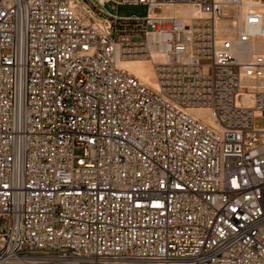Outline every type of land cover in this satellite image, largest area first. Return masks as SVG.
<instances>
[{"label": "built area", "instance_id": "built-area-1", "mask_svg": "<svg viewBox=\"0 0 264 264\" xmlns=\"http://www.w3.org/2000/svg\"><path fill=\"white\" fill-rule=\"evenodd\" d=\"M260 39L264 0H0V264H264Z\"/></svg>", "mask_w": 264, "mask_h": 264}, {"label": "bare ground", "instance_id": "bare-ground-1", "mask_svg": "<svg viewBox=\"0 0 264 264\" xmlns=\"http://www.w3.org/2000/svg\"><path fill=\"white\" fill-rule=\"evenodd\" d=\"M175 14H181L184 17H189L192 15V11L189 7H181L175 9ZM264 44V40H258L254 45L252 50L256 53L264 56V47L260 48ZM251 51V49L249 50ZM120 67L127 70L137 78H139L148 87L157 89V81L151 64L148 61H128L121 62ZM190 113L197 119L202 120L209 124H214L210 118V113L205 109L192 110Z\"/></svg>", "mask_w": 264, "mask_h": 264}, {"label": "rangeland", "instance_id": "rangeland-1", "mask_svg": "<svg viewBox=\"0 0 264 264\" xmlns=\"http://www.w3.org/2000/svg\"><path fill=\"white\" fill-rule=\"evenodd\" d=\"M107 11H109L112 14H118L120 17H129V16H136V17H145L147 15L148 8L144 5H125L119 7L117 10H113L111 5L106 6ZM260 48L264 47V44H260ZM263 49V48H262ZM204 74H208L209 70L204 69ZM256 126L258 127H264V121L261 119H257L255 122Z\"/></svg>", "mask_w": 264, "mask_h": 264}]
</instances>
